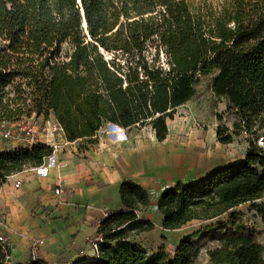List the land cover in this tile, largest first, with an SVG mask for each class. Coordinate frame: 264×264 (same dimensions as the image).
Masks as SVG:
<instances>
[{"label": "trees", "instance_id": "16d2710c", "mask_svg": "<svg viewBox=\"0 0 264 264\" xmlns=\"http://www.w3.org/2000/svg\"><path fill=\"white\" fill-rule=\"evenodd\" d=\"M64 44L68 52L61 56ZM149 46L155 49L150 60ZM207 77L236 115L231 130L217 127L216 140L231 144L245 134L248 147L241 160L164 189L156 205L160 227L216 220L203 227L219 231V246L206 252L210 264H264V245L228 213L247 204L264 223V203H257L264 199V151L255 142L264 140V0H225L206 16L194 13L189 0H0V124L52 117L65 141L88 144L106 123L149 124L161 142L166 119ZM52 152L42 143L1 152L0 184L41 166ZM119 198L123 208L98 223L95 257L81 264H193L198 258L192 239L201 229L182 238L172 256L162 248L148 254L134 239L154 229L143 216L147 191L124 180ZM7 256L0 248V264H10Z\"/></svg>", "mask_w": 264, "mask_h": 264}, {"label": "crops", "instance_id": "0c3cea01", "mask_svg": "<svg viewBox=\"0 0 264 264\" xmlns=\"http://www.w3.org/2000/svg\"><path fill=\"white\" fill-rule=\"evenodd\" d=\"M190 102L180 107L191 106ZM107 124L109 131L104 133L101 127L92 144L67 142L61 132L57 151L41 166L8 176L0 184V234L9 238L10 264L31 263L29 246L34 239L36 258L44 264L71 262L81 250L92 254L87 241L96 238L99 221L123 208L119 186L124 180L147 191L150 208L176 182L198 181L245 154L234 159L232 143L221 144L216 133L201 135L199 129L173 118L166 119L167 134L161 142L149 124L125 129ZM41 130L40 124L36 135L42 136ZM2 145L0 153L29 148L11 142ZM16 180L21 182L18 188H14ZM59 185L63 192L55 194ZM149 208L143 214L146 219H151ZM160 225L155 223L152 232L160 231L165 239V234L180 236L177 245L189 232L188 225L179 230H163Z\"/></svg>", "mask_w": 264, "mask_h": 264}, {"label": "rangeland", "instance_id": "374dc122", "mask_svg": "<svg viewBox=\"0 0 264 264\" xmlns=\"http://www.w3.org/2000/svg\"><path fill=\"white\" fill-rule=\"evenodd\" d=\"M225 4V0H189V6L194 13L204 14L205 16L210 13H217L221 6ZM68 52L66 44L62 45L61 56H64ZM155 49L149 46L146 52L148 60L152 59ZM108 57V56H107ZM159 62L166 66L165 56L163 52H159ZM191 106L178 107L173 115V119L180 122V125L186 124L188 126L199 129L201 135L215 133L217 127H226L232 129V122L236 120L234 111L227 109V103L216 97L210 87V77L202 80V82L196 87L195 95L191 99ZM169 119V118H168ZM102 132L109 131V125L106 123L102 126ZM64 139V138H63ZM232 142V148L234 153V159L241 157L247 150L248 137L245 134L234 136ZM57 146L61 143V137L55 135L54 139ZM256 144L264 151V140L262 137H258L255 141ZM10 142H5L2 147H5ZM258 204L264 203V199L259 200ZM149 208V207H148ZM147 214L151 216L150 220L154 225L161 222V215L156 206L150 207ZM228 214L220 218L221 221H225ZM254 211L248 209V205H242L234 210V219L241 221L247 229L257 234L258 239L264 245V223ZM216 220L210 222L215 223ZM209 223V221L207 222ZM208 224V225H210ZM204 224L197 221L189 224L185 230L189 232L184 235H189L195 230L201 229L202 232L192 239V243L200 249L198 258L193 264H210L206 252L208 250L215 249L219 246V231L216 229L203 230ZM190 229V230H189ZM160 231L143 233L136 236L134 239L140 243L148 254L157 251L162 248L168 255L174 254L176 245L180 236H172L173 234H165L167 239L159 236ZM181 236V239L186 237Z\"/></svg>", "mask_w": 264, "mask_h": 264}, {"label": "built area", "instance_id": "2783aa9c", "mask_svg": "<svg viewBox=\"0 0 264 264\" xmlns=\"http://www.w3.org/2000/svg\"><path fill=\"white\" fill-rule=\"evenodd\" d=\"M41 124L42 136L36 135L39 125ZM60 126L56 123V121L49 117L48 119H43L42 117H35L32 115L30 118L21 119L20 121L14 123H1L0 124V143L4 144L5 142L16 143L19 145H28L29 148L32 146L42 143L49 145L53 148L52 155L57 151V144L55 143V135L60 137L61 133ZM52 139V140H51ZM52 141V143H51ZM21 184L20 180H16L14 183V188H18ZM63 192L62 187L59 185L55 189V194H61ZM3 224L0 218V225ZM100 242V238L96 236V238L88 240L87 243L92 249V254H89L85 250H81L76 255V258L71 262H61L59 264H81L84 261L92 260L97 251V246ZM9 243V238L0 234V248L4 253H7V245ZM38 241L32 240L29 246L30 251V260L31 263L44 264L40 260L36 258ZM8 257V256H7Z\"/></svg>", "mask_w": 264, "mask_h": 264}, {"label": "water", "instance_id": "95a60500", "mask_svg": "<svg viewBox=\"0 0 264 264\" xmlns=\"http://www.w3.org/2000/svg\"><path fill=\"white\" fill-rule=\"evenodd\" d=\"M82 26H83L84 28L86 27L85 21H83ZM111 126H113V127H117L116 125H112V124H111ZM199 222H200V223H203V224H204V227H206V226H208V224H210V223H207L208 221H199Z\"/></svg>", "mask_w": 264, "mask_h": 264}, {"label": "bare ground", "instance_id": "6f19581e", "mask_svg": "<svg viewBox=\"0 0 264 264\" xmlns=\"http://www.w3.org/2000/svg\"><path fill=\"white\" fill-rule=\"evenodd\" d=\"M92 250V249H91ZM93 253V252H92Z\"/></svg>", "mask_w": 264, "mask_h": 264}]
</instances>
